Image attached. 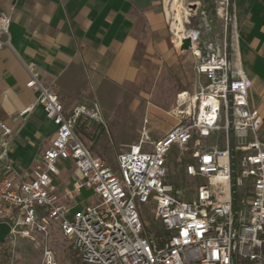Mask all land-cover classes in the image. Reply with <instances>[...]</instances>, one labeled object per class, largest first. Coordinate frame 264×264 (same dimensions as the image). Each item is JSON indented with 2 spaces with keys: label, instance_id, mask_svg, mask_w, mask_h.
<instances>
[{
  "label": "built area",
  "instance_id": "obj_1",
  "mask_svg": "<svg viewBox=\"0 0 264 264\" xmlns=\"http://www.w3.org/2000/svg\"><path fill=\"white\" fill-rule=\"evenodd\" d=\"M225 5L222 42L203 41L197 28L172 33L173 47L192 54L206 82L193 93H179L178 123L150 144L141 138L127 146L116 168L94 156L75 133L80 118L102 123L98 104L67 111L59 95L32 76L27 86L39 90L37 104L56 130L29 179L0 177V223L9 224V235L46 240L54 224L70 241L78 264H264L262 118L250 104L252 81L228 46L232 0ZM10 22L0 11V50L9 45ZM0 130L3 136L11 133L2 121ZM173 147L187 157L179 159L184 176L203 180L191 197L169 179ZM0 159L10 170L6 150ZM58 161H70L77 171L69 187H58ZM82 189L91 195L79 205L75 198ZM141 204L152 207L159 235L144 230ZM43 257L45 264H57L46 246Z\"/></svg>",
  "mask_w": 264,
  "mask_h": 264
},
{
  "label": "crops",
  "instance_id": "obj_2",
  "mask_svg": "<svg viewBox=\"0 0 264 264\" xmlns=\"http://www.w3.org/2000/svg\"><path fill=\"white\" fill-rule=\"evenodd\" d=\"M0 11L11 17L9 45L0 50V121L11 128L6 136L0 130V155L6 150L11 169L0 159V177L29 179L54 137L55 125L37 104L39 90L27 86L32 76L54 90L67 111L89 99L103 104L107 89L151 88L174 70L184 69L188 77L181 73L172 98L183 86L193 93L206 82L193 63L176 55L159 0H0ZM231 13L232 54L252 81L250 104L261 114L264 141V0H232ZM173 27L179 35L180 23ZM171 106L172 99L143 106L149 140L178 123V109ZM140 137L137 133L120 146ZM76 175L74 169L64 182L56 179L58 187H69Z\"/></svg>",
  "mask_w": 264,
  "mask_h": 264
},
{
  "label": "rangeland",
  "instance_id": "obj_3",
  "mask_svg": "<svg viewBox=\"0 0 264 264\" xmlns=\"http://www.w3.org/2000/svg\"><path fill=\"white\" fill-rule=\"evenodd\" d=\"M159 1L161 8L164 9L167 15L170 35L176 32L173 24L180 23L183 32H180L179 35L197 28L202 32L203 41L217 43L223 41L226 34V0H178V4L175 7L171 5L172 1ZM177 15L178 18L176 17ZM175 53L179 59L188 60L195 65V58L189 51L175 50ZM183 71L184 69L180 72L174 70L169 73L166 81L163 82L164 84L161 83L163 84L162 87L157 82L156 84L152 83L151 88L144 84L140 88L135 86L125 90L107 89L106 91L109 95L103 98V104L98 100L89 99L86 103L89 105L97 103L102 114V123H98L94 127V133L89 136L82 135L81 137L91 153L111 167L116 168L117 155L126 149V147H121L120 143L129 141L137 133L140 134V139L147 138L146 143L154 142L146 137L148 134L146 126L148 125H146L147 118L143 112V106L148 102L169 101L172 99V110L178 109L177 96L187 87L183 86L173 98L169 94L173 92V87L181 79V73L188 77ZM130 107H133V109H129ZM140 121H142L141 126H139ZM170 129L171 127L167 131ZM212 142L209 140L207 143L210 144ZM180 158L181 162L187 159L185 154H180L173 147L168 157L169 179L176 185L183 186L186 190V197H191L194 188L203 180L186 178L179 164ZM57 165L61 170V174L56 179L60 180L59 182H64L68 176L73 174L74 167L70 161H58ZM5 175H9V171ZM90 195V190L82 189L75 199L79 205L86 204ZM139 211L144 230L151 233V235H159L162 232V228L152 216V207L149 204H141ZM45 246L52 250L57 264H78L70 241L62 235L54 224L51 225L49 236L46 240L38 234L31 239L15 233L7 236L4 241H0V264H45L43 257Z\"/></svg>",
  "mask_w": 264,
  "mask_h": 264
},
{
  "label": "water",
  "instance_id": "obj_4",
  "mask_svg": "<svg viewBox=\"0 0 264 264\" xmlns=\"http://www.w3.org/2000/svg\"><path fill=\"white\" fill-rule=\"evenodd\" d=\"M231 43V28H228V46ZM190 45V40L185 39L183 40L182 48L187 49ZM232 172L234 173V163L232 164ZM233 194H235V186L233 185ZM10 233V226L9 224L3 222L0 223V241H4Z\"/></svg>",
  "mask_w": 264,
  "mask_h": 264
},
{
  "label": "trees",
  "instance_id": "obj_5",
  "mask_svg": "<svg viewBox=\"0 0 264 264\" xmlns=\"http://www.w3.org/2000/svg\"><path fill=\"white\" fill-rule=\"evenodd\" d=\"M97 125L98 123L96 122H88L87 120H83L82 118H80L75 127V133L81 139L82 135L89 136L93 134L94 127H96Z\"/></svg>",
  "mask_w": 264,
  "mask_h": 264
},
{
  "label": "bare ground",
  "instance_id": "obj_6",
  "mask_svg": "<svg viewBox=\"0 0 264 264\" xmlns=\"http://www.w3.org/2000/svg\"><path fill=\"white\" fill-rule=\"evenodd\" d=\"M172 1V6L175 7L178 4V0H171ZM171 3V2H170Z\"/></svg>",
  "mask_w": 264,
  "mask_h": 264
}]
</instances>
